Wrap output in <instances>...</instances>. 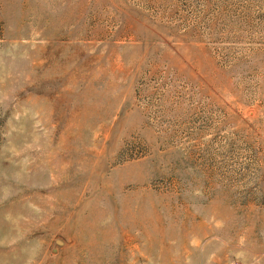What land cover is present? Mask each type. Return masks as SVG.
<instances>
[{"label":"rangeland","instance_id":"1","mask_svg":"<svg viewBox=\"0 0 264 264\" xmlns=\"http://www.w3.org/2000/svg\"><path fill=\"white\" fill-rule=\"evenodd\" d=\"M0 264H264V0H0Z\"/></svg>","mask_w":264,"mask_h":264},{"label":"water","instance_id":"2","mask_svg":"<svg viewBox=\"0 0 264 264\" xmlns=\"http://www.w3.org/2000/svg\"><path fill=\"white\" fill-rule=\"evenodd\" d=\"M61 242V241H60Z\"/></svg>","mask_w":264,"mask_h":264}]
</instances>
